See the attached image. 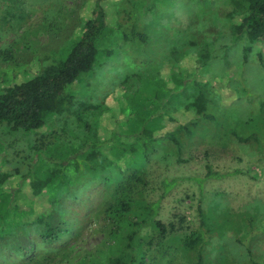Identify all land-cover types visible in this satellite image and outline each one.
Returning <instances> with one entry per match:
<instances>
[{
  "label": "trees",
  "instance_id": "1",
  "mask_svg": "<svg viewBox=\"0 0 264 264\" xmlns=\"http://www.w3.org/2000/svg\"><path fill=\"white\" fill-rule=\"evenodd\" d=\"M26 1L0 0V10L6 5V19H23L27 13ZM105 1L95 0L80 33L60 49L53 62L30 78L0 90V152L5 150L1 134H30L53 125L56 118H63L65 114L74 117V126L78 128L70 129L72 138L56 135L46 143V137H42L40 142L37 141L39 143L30 145L32 158L38 160L41 172L30 171L28 192L19 188L13 192L4 190L2 185L11 174L0 173V259L4 264H17L23 256L33 259L43 254L49 257L76 237L79 224L72 218L73 206L82 203L83 199L68 200L81 191L75 182H71L69 172L73 175L82 172L91 185L102 183L107 193L103 231L107 240L114 243V251L102 264H148V247L154 243L162 246L168 243L169 249L172 245L181 247L194 257L195 264H202L208 230L200 227L166 239L177 227L174 222L166 224L156 218L162 197L153 202L141 198L144 193L141 185L147 184V164L153 157L166 160L174 156L180 162L187 161L182 156L185 146L202 138L207 130L216 134L231 132L240 142L264 144V137L256 131L242 135L229 127L228 117L222 113L229 110H224L219 101L222 92L212 79H204L202 74L213 66V59L219 58V51L227 55L232 52L229 58L233 55L232 58L238 57L244 64L249 63L254 46L264 42V0H230L226 25L211 41L197 40L185 27L172 34L169 32L167 36L155 35L157 38L154 39L146 30L148 24H141L140 18L130 17L129 29L123 24L113 27L103 7ZM128 8L130 13L140 17L138 5H132L129 0ZM221 36L226 42L217 47V38ZM162 51L168 53L165 58H173L174 64L190 51H196L197 65L174 67L173 64L167 74L162 73L160 67L151 72L147 65L161 63ZM13 58L12 50L0 48V59ZM258 58L264 63L262 53ZM143 65V71L131 74L135 68L131 71L132 66ZM100 69L109 70L111 75L118 77L123 74L126 98L123 106L126 119L105 136L98 131L103 107L81 100L72 89L76 81L96 75ZM200 75L203 78L198 79ZM240 76L242 79L241 73ZM238 80L230 79L231 85L235 86ZM251 94L246 92L250 95L246 99L249 102L255 99ZM258 110L256 119L260 122L264 120L263 100ZM178 111L181 118L174 116ZM236 112L238 115L242 111ZM170 122L176 124L172 128L166 127ZM252 123L254 127L259 126L249 118L245 122L246 132ZM261 133L264 135V129ZM44 156L56 160L51 162L52 168L47 164L49 167L43 169ZM231 174L234 172L217 171L207 163L203 179H221ZM175 183V179H165V191ZM43 194L49 195L56 210L30 217L35 198ZM148 227L159 234H150ZM247 251L250 252V247ZM9 252L13 256H8ZM253 264L264 262L254 261Z\"/></svg>",
  "mask_w": 264,
  "mask_h": 264
},
{
  "label": "rangeland",
  "instance_id": "2",
  "mask_svg": "<svg viewBox=\"0 0 264 264\" xmlns=\"http://www.w3.org/2000/svg\"><path fill=\"white\" fill-rule=\"evenodd\" d=\"M130 1L132 5L139 6L140 17L127 9L129 0H107L103 7L109 23L113 27L123 24L129 29L130 17L136 20L140 18L141 24H148L146 30L154 39L157 38L155 35L167 36V33L172 34L178 28L185 27L193 32L197 40H214V35L222 32L226 25L225 16L231 8L230 0ZM26 4L27 13L23 19H6V5L0 10V48L14 53L12 60L0 59V90L30 78L53 62L60 49L80 33L85 20L91 15L95 0H27ZM217 39V47L226 42L222 36ZM163 51L160 53L163 55L160 57L162 62L147 65L148 70L153 72L160 67L162 73H169L174 60L171 56L165 58L168 53ZM260 53L264 55V42L254 46L249 63L244 64L238 57L232 58V55L229 58L232 52L227 55L219 51V58L213 59V66L205 69L202 74L204 79H212L215 87L222 92L219 101L224 110H229L222 112L228 117L229 127L237 129L242 135L256 131L264 137L261 133L264 120L259 122L256 119L261 101H264V63L259 61ZM226 57L228 61L224 62ZM197 58L198 53L190 51L174 67L178 64L195 67ZM138 70L143 71L144 65L132 66L131 74ZM240 73L245 80L239 77ZM122 75L114 76L111 71L100 69L96 75L83 77L72 86L81 100L103 107L98 131L104 136L117 129L121 121L126 119ZM201 78L202 75L198 77ZM234 78L239 79L235 86L230 82ZM247 91L252 92L251 96L255 98L253 102L246 100L250 96L246 95ZM238 97H242V100H237ZM238 109L242 112L237 115ZM180 114L178 111L174 116L181 118ZM249 118L258 122L259 126L254 127L252 123L246 132L245 122ZM73 119L71 114H65L63 118H56L53 125L44 126L30 134H1L5 150L0 152V173L11 174L2 188L12 192L19 188L28 192L30 171L41 172L38 160L32 158L30 145L39 143L42 137H46V143L56 135L72 138L70 129H78ZM175 124L170 122L166 127L172 128ZM205 132L202 138L198 137L192 144L185 146L182 156L187 161L180 162L174 156L166 160L151 158L146 166L147 184L141 185V188L144 187L141 198L153 202L162 197L156 218L166 224L174 222L177 227L166 239L182 236L200 227L208 230V244L202 264L264 262V144L240 142L231 132ZM55 161L44 156L46 165L42 162L41 165L43 169L49 166L52 168L51 162ZM207 163L212 164L217 171L234 174L221 179L205 180ZM68 174L71 182L81 188L77 196H70L68 200L73 202L83 199L82 203L73 206L72 218L78 220L79 224L76 237L66 247H60L56 254L49 257L42 254L33 259L28 256L19 257L17 264H102L107 255L114 251V243L107 240L103 231V217L108 207L104 203L107 193L104 192L103 184L91 185L82 176V172ZM165 179L176 180L166 191L163 184ZM34 203L35 207L28 211L30 217L49 213L54 208L56 210L47 194L35 198ZM147 230L152 235L159 234L151 227ZM34 239L37 241L38 237ZM247 247H250V252ZM148 249V264H195L191 254L188 255L175 245L169 249L168 243L164 246L154 243ZM7 255L13 256V253ZM0 264H4L1 259Z\"/></svg>",
  "mask_w": 264,
  "mask_h": 264
}]
</instances>
